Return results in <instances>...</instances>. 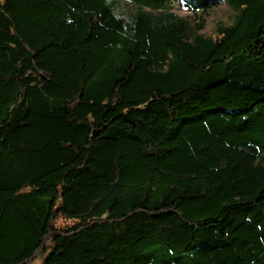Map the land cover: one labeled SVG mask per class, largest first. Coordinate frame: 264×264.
I'll use <instances>...</instances> for the list:
<instances>
[{
	"label": "trees",
	"instance_id": "1",
	"mask_svg": "<svg viewBox=\"0 0 264 264\" xmlns=\"http://www.w3.org/2000/svg\"><path fill=\"white\" fill-rule=\"evenodd\" d=\"M40 255L264 264V0H0V264Z\"/></svg>",
	"mask_w": 264,
	"mask_h": 264
},
{
	"label": "rangeland",
	"instance_id": "2",
	"mask_svg": "<svg viewBox=\"0 0 264 264\" xmlns=\"http://www.w3.org/2000/svg\"><path fill=\"white\" fill-rule=\"evenodd\" d=\"M175 11V8H173ZM180 15H185L186 12L179 11ZM197 18H201L205 23V28L203 34L206 36H211L215 38L216 27L218 25H229L232 21L233 15L230 10L227 8L226 4H222L206 14H201L200 12L196 15ZM69 222H61L60 225H67ZM45 255H40L33 264H41L43 262Z\"/></svg>",
	"mask_w": 264,
	"mask_h": 264
}]
</instances>
